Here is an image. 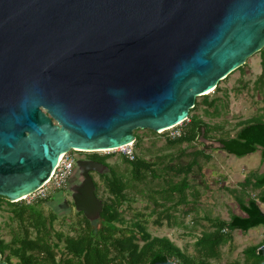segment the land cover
Instances as JSON below:
<instances>
[{
  "label": "water",
  "instance_id": "1",
  "mask_svg": "<svg viewBox=\"0 0 264 264\" xmlns=\"http://www.w3.org/2000/svg\"><path fill=\"white\" fill-rule=\"evenodd\" d=\"M263 46L264 0H0V196L32 193L64 152L179 124ZM75 166L74 209L97 218L104 166Z\"/></svg>",
  "mask_w": 264,
  "mask_h": 264
},
{
  "label": "rangeland",
  "instance_id": "2",
  "mask_svg": "<svg viewBox=\"0 0 264 264\" xmlns=\"http://www.w3.org/2000/svg\"><path fill=\"white\" fill-rule=\"evenodd\" d=\"M260 59L258 52L252 54L240 69H235L217 83V90L207 93L208 98H218L215 102L217 113L204 114L205 105L203 104H199L194 113H197L209 125H220L222 133L226 131L230 135L244 120L264 119V78L261 82L256 80L262 71ZM196 99L199 101L200 97ZM211 109H208L209 113ZM179 125L160 132L134 129L133 135H138L141 141L136 145L131 143L126 149L131 150L132 155L156 163L161 159L159 157H164L162 165L164 163L183 165L191 159L189 152L193 149H202L205 154H208V159L197 157L200 170L193 166L187 175L189 183V187L185 190L187 203L176 202V196L167 200L158 197L159 194L156 191L165 186L163 178L170 177H166L162 172V165L154 163V172L157 174L154 179L146 173L140 181L132 180L129 166L123 159V153L118 149L97 151L98 154H108L105 158L107 166L101 167L99 172L91 171L90 175L97 184L96 195L101 200L108 197L101 173L109 175L111 170L126 182L127 188L124 190L126 199L119 207L122 218L121 227H129L131 223L137 221L149 236L167 237L181 251L191 254L194 251L195 237L210 229L211 220H227L231 213L242 215L233 194L244 192V190L240 191V183L249 172H264V160L260 159L258 149L236 157L221 150L220 145L213 139L202 136L189 144L168 146L165 137L171 138L175 135L180 130ZM71 153L78 159H87L91 152ZM171 178L173 181H178L181 174L173 175ZM80 180L79 170L74 165L65 187L51 190L47 198L39 204L44 214L55 215L51 225L53 231L73 235L74 231L82 225L79 220L81 215L74 210L71 199V186L79 183ZM191 191L196 196H193ZM245 192L252 195L256 190L247 187ZM21 200L31 202L35 199L27 196ZM155 200L161 204L157 205ZM259 207L264 212V205L259 204ZM8 217L9 211L6 205L0 202V236L4 241L10 237L11 222ZM89 220L94 226L98 224L95 216L90 217ZM12 224L14 225L13 222ZM229 236V240L219 247V257L212 262L227 264L240 260L241 252L246 246L257 244L264 239V227H253L245 232L232 230Z\"/></svg>",
  "mask_w": 264,
  "mask_h": 264
},
{
  "label": "trees",
  "instance_id": "3",
  "mask_svg": "<svg viewBox=\"0 0 264 264\" xmlns=\"http://www.w3.org/2000/svg\"><path fill=\"white\" fill-rule=\"evenodd\" d=\"M258 53L261 56L262 71L256 80L261 82L264 78V46ZM241 66L237 69H240ZM213 90H217V85ZM198 97H200L199 101L196 99ZM217 100V97L208 98L207 94L195 97L194 105L189 109L188 116L179 123L178 134L171 138L166 136V144L168 146L189 144L202 136L206 139H213L220 145L221 150L236 157L258 149L260 159L264 160V119L244 120L230 135L226 131L222 133L220 125H209L197 113H194L199 104L205 105L204 114L217 113L215 110ZM209 108H212L210 113L208 112ZM216 133L218 134L216 135ZM140 141L141 138L134 134L132 144H139ZM189 155H191V159L183 165L169 163L162 165L164 157H159L161 159L158 158L157 163L135 155H132L131 159L123 155V159L129 166L130 178L135 181H140L146 173H149L150 177L154 179L157 176L154 172L155 168H153L154 163L162 165V172L166 177H170L163 178L165 186L156 191L159 194L158 197L167 200L176 196V202L187 203L185 193L189 187L187 175L193 166L200 170L197 157L209 158L202 149H193ZM106 157L108 154L91 152L87 159L107 166ZM110 172L109 175L100 174L108 197L101 200L102 208L97 214L98 224L94 226L85 217L82 227L74 235L56 232V239L61 240L62 247L67 251V254L58 260H55L53 255L56 243L51 242V224L55 215L53 213L44 214L39 207V204L46 198L35 199L31 202L22 200L9 202L0 196V202H3L9 211L8 218L11 222L9 239L4 241L0 236L1 260L8 264H152L170 259L179 264H220L212 262V260L219 257V247L229 240L230 231L245 232L253 227H264V212L259 207V204L264 205V172H249L240 183V191L244 190V192L233 194L242 215L231 213L227 220H211L210 229L195 237L194 251L191 254L181 251L167 237L149 236L137 221L131 223L129 227H121L122 218L119 214V207L126 199L124 190L127 188V184L111 170ZM177 174H181V178L178 181H173L171 176ZM92 182L96 195L97 184L93 178ZM247 187L256 190V192L250 195L245 192ZM191 192L193 196H196L193 191ZM154 202L157 205L161 204H158L156 200ZM263 243L264 239L257 244L246 246L241 252L240 260L227 264H258L264 259L260 250Z\"/></svg>",
  "mask_w": 264,
  "mask_h": 264
},
{
  "label": "built area",
  "instance_id": "4",
  "mask_svg": "<svg viewBox=\"0 0 264 264\" xmlns=\"http://www.w3.org/2000/svg\"><path fill=\"white\" fill-rule=\"evenodd\" d=\"M176 134H178V132ZM130 145L131 143H128L124 146L115 149L120 150V152L123 153L125 157L131 159L132 158L131 150L126 149ZM71 152H75V151L69 150L67 152L62 153L58 158L55 166L51 170L48 178L36 190H34L32 193H30L27 196H32V198L34 199H44L47 198L51 190L65 187L72 173V169L75 165V160L78 159Z\"/></svg>",
  "mask_w": 264,
  "mask_h": 264
},
{
  "label": "flooded vegetation",
  "instance_id": "5",
  "mask_svg": "<svg viewBox=\"0 0 264 264\" xmlns=\"http://www.w3.org/2000/svg\"><path fill=\"white\" fill-rule=\"evenodd\" d=\"M74 207V206H73ZM75 210V209H74ZM76 211V210H75ZM76 213H78V214H80L81 215V218L79 219V220H81L80 222H83V220H84V216H83V214L80 212V211H76ZM52 225V224H51ZM80 227H82L81 225H80ZM80 227L79 228H77V230H75L74 231V233H73V235L78 231V230H80ZM53 228H51V233H52V237H51V242L52 243H56V247H54L53 248V251H54V253H53V255H54V259L55 260H58V258H60V257H63V255L64 254H67V251L62 247V243H61V240H57L56 239V232H59V231H53L52 230ZM63 233V232H62ZM64 234H66V233H64ZM54 235H55V237H54ZM66 235H68V234H66ZM54 238V239H53Z\"/></svg>",
  "mask_w": 264,
  "mask_h": 264
},
{
  "label": "bare ground",
  "instance_id": "6",
  "mask_svg": "<svg viewBox=\"0 0 264 264\" xmlns=\"http://www.w3.org/2000/svg\"><path fill=\"white\" fill-rule=\"evenodd\" d=\"M61 155V154H60ZM60 155H58V158L60 157ZM23 197V196H22Z\"/></svg>",
  "mask_w": 264,
  "mask_h": 264
}]
</instances>
